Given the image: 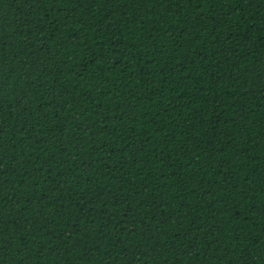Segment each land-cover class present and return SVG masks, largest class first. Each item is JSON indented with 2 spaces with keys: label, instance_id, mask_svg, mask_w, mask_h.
<instances>
[{
  "label": "trees",
  "instance_id": "1",
  "mask_svg": "<svg viewBox=\"0 0 264 264\" xmlns=\"http://www.w3.org/2000/svg\"><path fill=\"white\" fill-rule=\"evenodd\" d=\"M0 264H264V0H0Z\"/></svg>",
  "mask_w": 264,
  "mask_h": 264
}]
</instances>
